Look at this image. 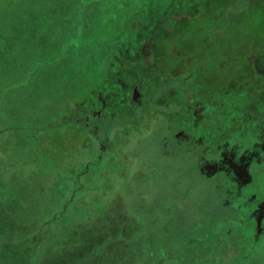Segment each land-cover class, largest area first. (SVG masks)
<instances>
[{
  "label": "rangeland",
  "instance_id": "1",
  "mask_svg": "<svg viewBox=\"0 0 264 264\" xmlns=\"http://www.w3.org/2000/svg\"><path fill=\"white\" fill-rule=\"evenodd\" d=\"M183 1L197 9L198 0ZM181 2L73 0L58 12L62 26L57 14L51 24L60 33L29 34L39 10L24 3L15 30L0 18L15 33L0 34V44L15 37L31 60L9 46L0 57V264H264V56L241 91L221 93L234 19L212 38L220 41L208 52L210 87L197 64L172 75L177 58L145 45L160 41L194 61L199 37L228 23L198 16L175 34H152ZM258 22L243 15L236 33L258 36ZM25 72L22 103L39 102L30 115L43 118L7 122L12 103L22 108L11 90ZM135 83L141 98L131 101L125 89ZM205 158L217 160L215 171Z\"/></svg>",
  "mask_w": 264,
  "mask_h": 264
},
{
  "label": "trees",
  "instance_id": "2",
  "mask_svg": "<svg viewBox=\"0 0 264 264\" xmlns=\"http://www.w3.org/2000/svg\"><path fill=\"white\" fill-rule=\"evenodd\" d=\"M72 1L73 0H0V18H5V19L12 18L11 29L15 30V26L17 25L15 23L18 17L14 15L18 10L19 7L18 5H22V3H24V5H29L30 12L32 11V8L33 10H39V13L35 12L33 18L30 19V28L29 30H27L29 34L32 33L40 34L42 32L45 33V31H47L48 33L50 30L52 32L53 28L55 31L60 33L59 27L57 25L54 26L52 25L51 28V24H53L52 22H55V19H57L56 14L58 15L59 11H64L67 9V11L69 12L74 9L75 5L71 3ZM181 1H182L181 6H177V7L175 6L170 9H167L163 18L153 22L154 28L152 34H175L177 30L181 31V28H184L183 22L198 18V16L203 17L205 15H212V14L218 17V22H223V23L228 22L227 26L225 25L220 26L219 28L214 29V32L210 30L206 31L204 34H208V35L199 37L198 41L193 45L194 49L192 50V52L193 53L196 52L195 54H197V56L194 58L198 57V59L194 61H191L193 59L192 54L185 51L184 49H183L184 51L182 50L176 51L171 49L166 50L164 47L165 45L163 44L162 46L160 41L153 43L154 45L152 46H149V44L145 45V47L150 49L156 47V50L157 47L158 48L163 47L164 49L163 52H161L162 54L160 53L159 50L158 58L163 56H168L169 54L177 58L175 60L177 61V64H179L178 66L180 69H178V72H174L176 63L170 66L172 75L180 73L181 69L186 68L190 64H197L196 68L198 66V69H196V71L200 74V76H202V79L200 77L199 78L201 80H204V82L202 83L204 84V86H206V88H208L210 87L209 86L210 80L209 78H207L208 74L206 73L207 72L206 64L210 60L208 55L210 53V49L212 50L215 49V46L217 45L215 44L216 43L215 41L216 40L220 41V37L217 38L216 40L215 39L212 40V38L216 37L214 35H220L222 33L220 29L221 27L228 29L229 28L228 25L230 23H234L233 20L236 19V23H235L236 25L234 27L235 32L231 34L232 36H228L229 46L232 44L234 45V47L232 46L229 47L228 50L225 52L223 50L224 58L220 60V66H218V68H220L219 70L221 71V74L223 71L228 70L227 76L221 75V79H220L221 81H223L225 78H227L228 80L226 86L227 91L220 90V88H218L217 90L218 91L220 90L221 93H227L231 91L233 85L237 84V86L240 85V91H241L242 85L246 84L253 78L256 71L255 67L257 61L260 60L262 56H264V0H240V8L236 7L238 0H201V1L198 0V1H194V4L197 7V9L195 10L192 8V5H190L188 2H184L183 0ZM230 3H234L235 8L232 7L233 8L232 11H225L227 8L229 9L228 6ZM61 5H63V10L62 7H60ZM78 8L79 6H76V12ZM223 13H226L225 18H223ZM243 15H245V18L248 19L250 17L251 18L255 17V19H259L258 26L260 27V31L258 33L259 34L258 36L255 35L252 38L249 36V34H244V33L240 34L239 32L236 33V30H239L238 24H240V17H242ZM59 18L61 20L59 21L61 27L63 21L60 15H58V19ZM45 28H47V30ZM2 29H3V24H0V34H15L8 32L5 33V31H3ZM0 38L2 39V36ZM32 38L33 37H29L28 40L26 39L22 43L23 44L29 43L30 45ZM10 41L16 42L15 37L6 36V42L2 43V45L0 44V57L6 56L5 52L2 50L4 49V47L9 46V48H11V51L14 54V58L16 57L19 59L21 58V60H23L24 62L26 60L27 62L31 61L29 54L27 56L26 53L24 54L18 53V48L22 45L21 43L18 45L15 43L11 44ZM250 48H255V49L252 51ZM191 56L192 59L190 60L189 58ZM204 57L207 60V62L204 61V59L201 60V58ZM186 62H188V64ZM249 63L251 64V66H247V64ZM22 64L23 63L19 65L21 66ZM243 64L246 65L243 66ZM16 65L18 64L16 63ZM16 65L13 64L12 70L16 69L15 67ZM26 68H24L23 70H25ZM21 70L22 68H20V70L17 71H21ZM219 70L215 68L213 71L214 73H211V75L214 77V75L219 73ZM14 78L16 77L14 76ZM25 78H26V72L23 74V76L21 75L20 80H24ZM136 84L137 83L132 84L125 89V94H128L131 101H135L141 98L140 96L136 98V95H138V91L134 89ZM90 166L91 163H88L86 165L85 170L88 169ZM47 223H51V220H49ZM160 263H161L160 261H157L155 264H160Z\"/></svg>",
  "mask_w": 264,
  "mask_h": 264
},
{
  "label": "crops",
  "instance_id": "3",
  "mask_svg": "<svg viewBox=\"0 0 264 264\" xmlns=\"http://www.w3.org/2000/svg\"><path fill=\"white\" fill-rule=\"evenodd\" d=\"M16 69L20 70V65H16L15 66ZM14 67V68H15ZM31 75V74H30ZM29 79V78H28ZM27 78L24 79V80H20V84H18V86L20 87H13V89L11 90L14 94H12L13 96V101L15 100H19V104L20 106L22 105V108H20L19 106L16 105V103H12V107H15L14 110L12 109V114H10V112L8 113V111L4 112V117L5 118H10V117H16V118H19L21 119V116H24L26 119H30V120H35L37 121L38 119L41 120V118H43L42 116H37L36 114H33V116L30 115V112H33L35 111L38 106H39V102L38 103H33V101H30L28 104L26 103H22V100H24V97L27 95L28 93V88H27ZM24 83V84H23ZM16 85V84H15ZM26 85V86H25ZM16 90H18V92H16ZM38 93V92H37ZM17 97V98H16ZM1 114V113H0ZM33 117V118H32ZM38 120V121H39ZM10 119L7 120V122H9ZM7 124H11V123H7ZM8 129V128H5L4 131ZM33 138V137H32ZM23 141V140H22ZM26 141V140H25ZM32 142V140H29ZM33 143V142H32ZM28 151V150H27ZM1 157V155H0Z\"/></svg>",
  "mask_w": 264,
  "mask_h": 264
},
{
  "label": "flooded vegetation",
  "instance_id": "4",
  "mask_svg": "<svg viewBox=\"0 0 264 264\" xmlns=\"http://www.w3.org/2000/svg\"><path fill=\"white\" fill-rule=\"evenodd\" d=\"M217 160H211V159H204V164L206 165V167H208V172L211 173L213 171H215L216 166H217ZM232 171L234 174H236V176L240 179V176L244 173V170L241 168L240 164H234L232 167ZM261 211H259V213L257 212L256 215L260 218L261 215Z\"/></svg>",
  "mask_w": 264,
  "mask_h": 264
}]
</instances>
